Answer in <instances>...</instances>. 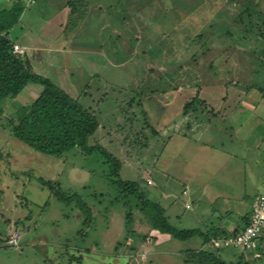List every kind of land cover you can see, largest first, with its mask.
Here are the masks:
<instances>
[{
  "label": "rangeland",
  "instance_id": "374dc122",
  "mask_svg": "<svg viewBox=\"0 0 264 264\" xmlns=\"http://www.w3.org/2000/svg\"><path fill=\"white\" fill-rule=\"evenodd\" d=\"M63 1L0 0V11L21 3L24 11L10 37L51 48L31 58L25 49L19 53L37 73L94 111L100 126L89 144L98 143L117 156L123 164L120 177L139 182L153 201L167 208L169 222L183 229L175 215L193 216L183 195L190 178L215 186L235 179L226 174L234 173L235 161L226 162L220 149L235 136L234 123L244 121L250 111L246 102L235 104L234 94L249 89L257 101L264 99V0H90L85 16L59 27L62 16L56 17L54 9ZM75 5L81 8L80 2ZM41 90L31 83L2 102L0 264H185V252L203 246L202 238L179 240L155 231L152 211L140 210L136 198L123 196L99 152L84 155L76 147L57 157L11 134L9 120ZM196 93L211 106L234 110L228 118L211 121L208 136L200 134L199 140L178 134L187 129L182 113ZM133 114L138 120L129 135L125 119ZM190 122L189 127H198ZM141 127L147 138L139 134L138 140ZM137 140L148 145L134 148ZM205 140L210 146L202 144ZM251 172L246 170L243 181L247 189L254 187ZM57 191L72 201L60 200ZM243 193V199L239 193L238 199L216 201L209 194L202 205L210 209L226 203L237 218L252 211L253 194ZM78 202L86 204L90 218ZM9 220L20 224L13 229L15 245L8 244ZM155 232L159 242L154 244ZM243 252L234 246L217 250L227 262H237Z\"/></svg>",
  "mask_w": 264,
  "mask_h": 264
},
{
  "label": "trees",
  "instance_id": "16d2710c",
  "mask_svg": "<svg viewBox=\"0 0 264 264\" xmlns=\"http://www.w3.org/2000/svg\"><path fill=\"white\" fill-rule=\"evenodd\" d=\"M70 3L72 5L75 4L74 1ZM23 9L21 3H16L13 7L0 11V113L3 112L2 102L5 99L16 97L28 84H38L42 87V90L29 106L21 108L14 115V118L9 120L11 134L32 149L57 157L63 156L66 152L76 147L84 155L99 152L104 162L110 167V175L113 177L112 182L117 185L123 196L136 198L137 206L140 210L152 211L153 229L155 231L170 234L179 240H186L198 235L203 239V245L210 243L207 248L202 246L187 250L185 252V264H262L258 261L264 260V256L263 258H258V261L248 260L244 253L237 262H227L222 259L217 253L219 249L214 248L211 242L213 239L230 235L220 232L217 228L202 232L195 228L178 229L174 227L169 222L164 207L153 201L149 197V192L143 190L139 182L124 180L120 177V170L123 164L117 156L98 143L89 144V138L95 134L100 126L94 111L83 106L51 79L37 73L28 57L21 55L19 52H14L15 42L9 37V31L19 22ZM202 105H205L207 109ZM200 110L215 112L214 107L202 100L199 97V93H196L192 99L185 103L183 113L188 114ZM126 114L131 113L128 111ZM128 117L126 116L125 121L127 123L125 125H130V135L135 132V124L138 119L135 114ZM148 128H152V131H155L151 124H149ZM145 131L146 128L141 127L136 132L138 140L141 139L139 134L147 138L144 134ZM128 136L127 139H130ZM138 140L134 144V148L148 145L147 142L139 144ZM134 141L132 140V142ZM39 180L45 186H52L51 181L43 178ZM56 196L67 203H70L73 199L72 196L64 197V195L60 194V191L56 192ZM77 205L90 218V215H88L90 212L86 204L78 202ZM157 232L152 234L154 244L159 242V233Z\"/></svg>",
  "mask_w": 264,
  "mask_h": 264
},
{
  "label": "crops",
  "instance_id": "0c3cea01",
  "mask_svg": "<svg viewBox=\"0 0 264 264\" xmlns=\"http://www.w3.org/2000/svg\"><path fill=\"white\" fill-rule=\"evenodd\" d=\"M71 1H74V3L80 2L81 8H77L75 4L72 5L70 3ZM28 2H30L31 4L34 3L37 4V0H28ZM99 9H102V7H99ZM89 10H90V0H64L60 7L58 6V8L54 9V12L56 17L62 16V21L58 25L59 27H62L65 26V23L67 24V26H70L71 19H73L74 17H83L89 12ZM55 16H53V19L55 18ZM57 22L59 21H56L55 24H58ZM10 36L11 35L9 31V37ZM11 39L15 42V45H19L20 48L25 49L27 55L29 53L28 55L29 58H31L33 55L35 56L36 52L40 53L41 55L47 52L51 48L49 46L37 47L35 45H27L25 44V42L19 41L18 39H13V38ZM63 56L65 57L66 53ZM260 89L263 95L264 83L260 85ZM236 92L237 93L234 94V96L236 97L235 104L241 106V104L246 102L245 104L247 105L245 107L248 108L250 114L245 118L244 121L238 119L237 122L234 123L233 129L235 130V136L231 138L229 143L227 142L224 144L223 142H221L224 145L220 149L222 158L226 160V162H228V160L235 161L233 166L234 173L232 172L233 173L232 174L226 171V174L228 176L230 177L235 176V179L231 180L230 178L229 179L226 178V180H221L219 183H217L218 186H215L214 185L215 183L206 181L198 177L192 179L190 178V180L188 181L189 183L185 185V188L183 190V195L187 196V200L185 202V209L187 211H192L193 216L187 215L189 217H192L190 219L189 217L184 216L183 214L175 215V217H177L176 222L179 223L180 224L179 226H182L183 229L195 228L201 230L202 232H208L211 229L217 228L218 230H220V232H223L226 235H232L234 233H237L247 225L251 210H248L242 216L235 218L233 215L234 212L233 207L228 206L226 203H222L217 207L210 206V209L203 208L202 204L205 196L210 194L209 195L210 198L214 201L219 199L230 200L237 198L236 196H238L239 193H241V195L238 198L243 199L244 198L243 192H246L253 194L252 196L251 195L250 196L253 198L252 200H254V198L258 194L264 193V101H263L264 99H262V101H257L253 97L258 95L256 93L255 94L252 93V91H250L249 89L237 90ZM221 95L222 94L219 95V98ZM221 99L226 100L227 97L226 99L225 97H222ZM213 107L215 110L214 113L210 111H202V110L197 112H190L188 114L182 113L183 114L182 122L187 123V129L186 131L182 130V132L178 134L187 137H191L193 135L194 139L197 138L199 140L200 134H203L204 136H208L207 133L211 131L208 128L209 127L208 124L214 119H217V116H222L223 118H226L227 116L231 115V113L234 111L233 109L225 110L223 109V107H220L218 109V107L215 106L214 104ZM190 121L197 122L196 126L198 127L196 128L189 127L191 123ZM188 132H191V134H189ZM233 141L236 142L233 143ZM202 144L210 146V143L207 140L203 141ZM251 164H253V167L255 166V169L257 168L256 171L254 170L253 167L251 169ZM247 169H250L252 171L251 178L254 180V187H251L250 189H247L244 186L245 184H243V181H246L245 177L247 174L246 173ZM145 180L148 185H154L153 180L151 179L147 180L146 178ZM209 188L212 189L213 192L209 193L208 190ZM159 193L162 196V198H164L165 193L163 192H159ZM212 193H214V195H211ZM198 203L199 205H197ZM213 204H215V202ZM164 209L167 212V208L164 207ZM208 209L210 210V213L209 215H206L205 211H208ZM19 225H20L19 220H9L10 227L7 232V235H9V233L14 234L15 233L13 231L14 227ZM21 226H23L22 228L24 227L26 228V226L23 223L21 224ZM33 227L34 226H31L29 227V229ZM26 234H29L28 236H30V231L25 233V235L23 234L25 238H26ZM260 243H261V249H263L262 253L264 256V234L261 237ZM209 246L210 243L203 245L204 248ZM243 253H245L248 260L258 261V258H253L252 254L246 252ZM258 262L264 264V260L262 259L259 260Z\"/></svg>",
  "mask_w": 264,
  "mask_h": 264
},
{
  "label": "built area",
  "instance_id": "2783aa9c",
  "mask_svg": "<svg viewBox=\"0 0 264 264\" xmlns=\"http://www.w3.org/2000/svg\"><path fill=\"white\" fill-rule=\"evenodd\" d=\"M24 52L19 45L14 46V52ZM264 234V193L258 194L252 205L248 224L237 234L224 238L213 239L212 245L216 249L223 247H241L246 253L252 254L253 258H263L261 251V237ZM17 243L15 234L10 235L8 244Z\"/></svg>",
  "mask_w": 264,
  "mask_h": 264
}]
</instances>
